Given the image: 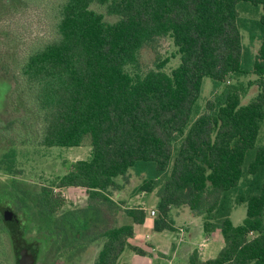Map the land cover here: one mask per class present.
<instances>
[{"label":"trees","instance_id":"1","mask_svg":"<svg viewBox=\"0 0 264 264\" xmlns=\"http://www.w3.org/2000/svg\"><path fill=\"white\" fill-rule=\"evenodd\" d=\"M93 4L116 20L107 21ZM249 10L252 17L244 16ZM164 37L173 40L180 64L167 72V58L141 72V51ZM250 74L259 76L261 90L244 104L241 85L231 80ZM206 77L214 96L202 107ZM20 79L43 119L41 145L89 140L92 146L89 158L73 162L52 185L23 192L41 230L70 238L86 229L93 210L65 208L55 187L83 188L91 202L113 203L118 179L134 170L145 175L136 192L157 189L155 231H174L172 208L188 206L202 216L205 233L221 232L225 244L214 258L194 250L187 264H264V143L257 144L264 122V0H61L57 37L31 53ZM0 161L6 172L20 173L15 150ZM241 204L246 217L234 225L231 213ZM2 213L0 264L13 257L19 264L27 249L38 254L24 232L10 230L14 214ZM125 213L130 221L98 232L97 264H132L119 261L126 249L145 254L131 239L148 213L141 206Z\"/></svg>","mask_w":264,"mask_h":264},{"label":"rangeland","instance_id":"2","mask_svg":"<svg viewBox=\"0 0 264 264\" xmlns=\"http://www.w3.org/2000/svg\"><path fill=\"white\" fill-rule=\"evenodd\" d=\"M35 1L37 3H34ZM60 2L61 0H33L29 3L0 0V159H3L5 153L15 150L16 166L21 169L16 175L6 172L3 170L6 165L0 161V201L2 200L0 209L3 212L2 216L7 218L9 214H14L21 221L20 230L24 232L27 244L38 249L35 264H97V256L103 244L98 232L130 221L125 208L141 205L145 208L148 206L147 209L150 210L156 208L159 198L157 189L152 193L136 192L145 175H138L134 170L130 171L126 179H118L119 188L111 194L113 203L91 202L83 188L55 187V191L67 201L65 208L93 206L86 229L63 239L51 237L44 229L41 230L40 226H43L37 219V210L32 206L31 200L27 205L23 203L25 198L23 192L35 194L42 186L52 185L69 171L73 162L89 158L92 149L89 140L84 141L81 146L74 147L41 145L43 119L37 112L35 104L31 102L30 96L25 93L26 90L22 89L21 67L31 53L58 35ZM92 8L104 13L107 21L116 20L115 16L107 14L104 6L93 4ZM243 15L252 17V12L245 11ZM243 42L248 46L250 44L246 31H243ZM259 45L257 41L251 49L255 52ZM167 58L169 61L165 70L171 72L180 64V56L170 37L161 38L141 51L140 71L145 72L153 68L156 62ZM232 82L241 85L244 91L242 99L244 104L255 98L261 90L260 78L255 74L241 76L231 80ZM213 96V81L206 77L199 98L200 105L204 107ZM263 143L264 122L257 141L258 145ZM252 156L253 152L250 150L246 158L247 164L252 160ZM179 208L186 210L187 216H178ZM234 208L231 219L234 225H239L246 217V205H236ZM93 212L96 214L92 215ZM191 213L188 206L172 209V216L179 226L178 231L174 233L152 232L147 224L140 229L144 233L150 232L155 240L165 234H174L172 241L176 244L189 242L191 227L187 223ZM7 237L11 243V237ZM93 238L95 240H91ZM206 243L211 251L204 257H215L224 245L223 236L220 232H215ZM130 254L131 251L126 250L119 261L137 264L139 258H133ZM8 264H17L15 257Z\"/></svg>","mask_w":264,"mask_h":264},{"label":"crops","instance_id":"3","mask_svg":"<svg viewBox=\"0 0 264 264\" xmlns=\"http://www.w3.org/2000/svg\"><path fill=\"white\" fill-rule=\"evenodd\" d=\"M142 192L144 193L145 191H142ZM141 207L145 208L144 206H141ZM147 208L145 209L147 210V212H149V209ZM154 209H157V206ZM171 215H172V211H171ZM183 215L187 216V211L179 208L178 216H183ZM172 218L175 221L176 229L174 231H169V232L174 233L175 231H178L179 226L177 225L175 218L173 216ZM188 218L189 219H188L187 225H190L189 227H191L189 231V235H190L189 242L176 244V242L172 241V239L174 238V234H170V235L165 234L164 236L158 237V239L155 240V238H152L150 232L144 233L143 231H141L140 228L141 226L145 224L148 225V228L152 232L162 233V232L168 231V230L161 231V232L155 231L154 229L155 216L149 217L148 215V217L146 218L143 224L135 225L134 237L131 239V242L134 243L136 246L140 247L142 250H144L145 254H140L130 249H126V250L131 251V254H130L131 257L136 258V259L139 258L137 261V264H187L188 258L194 250H198L200 252L202 259L204 260L214 258V257H207V258L204 257L208 255L211 251L210 246L207 245L206 242H208L209 238L211 237L213 233L220 232V231H215L209 234L205 233L204 227H203L204 221H203L202 216H198L192 212L188 216ZM200 238L201 240H199ZM218 238H219L218 239L219 242H221V238L219 236ZM124 262H130V261H124ZM131 263L134 264L133 262Z\"/></svg>","mask_w":264,"mask_h":264},{"label":"water","instance_id":"4","mask_svg":"<svg viewBox=\"0 0 264 264\" xmlns=\"http://www.w3.org/2000/svg\"><path fill=\"white\" fill-rule=\"evenodd\" d=\"M8 225L12 232H19L20 220L16 215L9 217ZM37 258V252L35 250L27 249L22 251V257L19 260V264H35Z\"/></svg>","mask_w":264,"mask_h":264},{"label":"built area","instance_id":"5","mask_svg":"<svg viewBox=\"0 0 264 264\" xmlns=\"http://www.w3.org/2000/svg\"><path fill=\"white\" fill-rule=\"evenodd\" d=\"M144 209H145V208H144ZM145 210H146V209H145ZM146 211H147V210H146ZM147 213H148L149 216L154 217V216L157 215V209L152 208V209H150L149 212H147Z\"/></svg>","mask_w":264,"mask_h":264}]
</instances>
